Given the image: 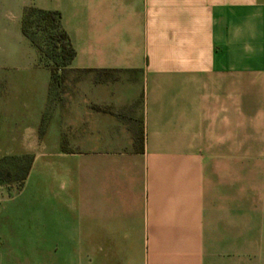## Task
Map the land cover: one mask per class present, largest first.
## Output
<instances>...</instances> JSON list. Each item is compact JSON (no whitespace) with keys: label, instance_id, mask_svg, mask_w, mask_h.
<instances>
[{"label":"crops","instance_id":"1","mask_svg":"<svg viewBox=\"0 0 264 264\" xmlns=\"http://www.w3.org/2000/svg\"><path fill=\"white\" fill-rule=\"evenodd\" d=\"M17 3L0 156L30 167L0 197V264H264V0ZM28 5L74 48L55 73Z\"/></svg>","mask_w":264,"mask_h":264},{"label":"rangeland","instance_id":"2","mask_svg":"<svg viewBox=\"0 0 264 264\" xmlns=\"http://www.w3.org/2000/svg\"><path fill=\"white\" fill-rule=\"evenodd\" d=\"M18 0H0V24L4 25L5 32L0 35V61L18 60L22 57V51L19 48V41L16 34L17 20H19L22 7ZM6 149H1L4 152ZM28 158L0 156V197L1 194H12L18 191L22 186V177L24 176ZM18 247H21L18 245ZM101 245L98 249L102 250ZM74 248L75 252L81 253V258L88 254L87 244L77 245H49L50 252L67 254Z\"/></svg>","mask_w":264,"mask_h":264},{"label":"trees","instance_id":"3","mask_svg":"<svg viewBox=\"0 0 264 264\" xmlns=\"http://www.w3.org/2000/svg\"><path fill=\"white\" fill-rule=\"evenodd\" d=\"M22 33L38 53V60L52 73L65 67L73 59L75 51L61 26L58 11L43 10L32 5L25 6L21 21ZM30 163L26 167L23 181Z\"/></svg>","mask_w":264,"mask_h":264}]
</instances>
